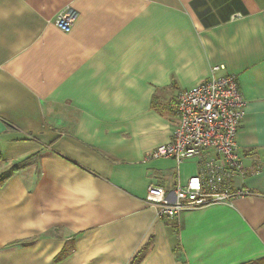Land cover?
Wrapping results in <instances>:
<instances>
[{
    "label": "crops",
    "instance_id": "1",
    "mask_svg": "<svg viewBox=\"0 0 264 264\" xmlns=\"http://www.w3.org/2000/svg\"><path fill=\"white\" fill-rule=\"evenodd\" d=\"M220 66L244 101L231 184L247 195L161 219L148 187L198 165L146 155L173 136L167 107ZM2 175L0 264L264 258V0H0Z\"/></svg>",
    "mask_w": 264,
    "mask_h": 264
},
{
    "label": "built area",
    "instance_id": "2",
    "mask_svg": "<svg viewBox=\"0 0 264 264\" xmlns=\"http://www.w3.org/2000/svg\"><path fill=\"white\" fill-rule=\"evenodd\" d=\"M75 17L70 9H64L53 24L68 33ZM223 69L213 67L207 80L177 95L167 107L177 118L171 140L146 155L147 161H195L198 165V173L170 193L158 185L148 187L145 202L161 219L178 221L186 211L213 205L232 207L235 198L247 195L232 190L231 184L232 178L242 173L236 138L244 118V101L234 75L216 76ZM206 151L214 152L216 158L207 157Z\"/></svg>",
    "mask_w": 264,
    "mask_h": 264
},
{
    "label": "trees",
    "instance_id": "3",
    "mask_svg": "<svg viewBox=\"0 0 264 264\" xmlns=\"http://www.w3.org/2000/svg\"><path fill=\"white\" fill-rule=\"evenodd\" d=\"M6 175H2L0 177V186L2 185V183L6 180ZM141 259V256H138V258H136V260L134 262H132L131 264H138L139 260ZM246 264H264V258L255 260L253 262H248Z\"/></svg>",
    "mask_w": 264,
    "mask_h": 264
},
{
    "label": "rangeland",
    "instance_id": "4",
    "mask_svg": "<svg viewBox=\"0 0 264 264\" xmlns=\"http://www.w3.org/2000/svg\"><path fill=\"white\" fill-rule=\"evenodd\" d=\"M2 153H3V157H4V156L6 155V152H5V151H3ZM10 153H11V152H10Z\"/></svg>",
    "mask_w": 264,
    "mask_h": 264
}]
</instances>
